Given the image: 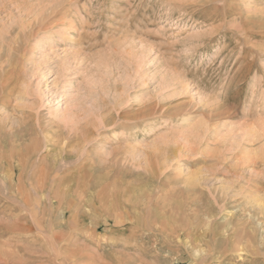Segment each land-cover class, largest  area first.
<instances>
[{
    "label": "rangeland",
    "instance_id": "rangeland-1",
    "mask_svg": "<svg viewBox=\"0 0 264 264\" xmlns=\"http://www.w3.org/2000/svg\"><path fill=\"white\" fill-rule=\"evenodd\" d=\"M0 264H264V0H0Z\"/></svg>",
    "mask_w": 264,
    "mask_h": 264
},
{
    "label": "bare ground",
    "instance_id": "bare-ground-1",
    "mask_svg": "<svg viewBox=\"0 0 264 264\" xmlns=\"http://www.w3.org/2000/svg\"><path fill=\"white\" fill-rule=\"evenodd\" d=\"M203 6V5H202ZM244 32V31H243ZM135 117V116H134ZM127 118H129V117H127ZM131 118H133V117H131ZM143 119V118H142ZM134 120V119H133ZM126 140V139H125ZM169 148V147H168ZM167 159V158H166ZM21 175H22V173H21ZM22 177V176H21ZM19 180V179H18ZM190 180H191V182H192V180H193V178L192 179H189L188 178V181L190 182ZM20 181V180H19ZM85 187V186H84ZM25 191V190H24ZM245 201V200H244ZM192 219V218H191Z\"/></svg>",
    "mask_w": 264,
    "mask_h": 264
}]
</instances>
